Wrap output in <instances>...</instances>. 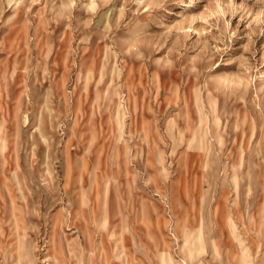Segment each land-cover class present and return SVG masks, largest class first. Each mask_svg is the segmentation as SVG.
Masks as SVG:
<instances>
[{
  "label": "rangeland",
  "instance_id": "rangeland-1",
  "mask_svg": "<svg viewBox=\"0 0 264 264\" xmlns=\"http://www.w3.org/2000/svg\"><path fill=\"white\" fill-rule=\"evenodd\" d=\"M0 264H264V0H0Z\"/></svg>",
  "mask_w": 264,
  "mask_h": 264
},
{
  "label": "bare ground",
  "instance_id": "bare-ground-1",
  "mask_svg": "<svg viewBox=\"0 0 264 264\" xmlns=\"http://www.w3.org/2000/svg\"><path fill=\"white\" fill-rule=\"evenodd\" d=\"M178 15H181L180 12H178ZM16 164V163H15Z\"/></svg>",
  "mask_w": 264,
  "mask_h": 264
}]
</instances>
